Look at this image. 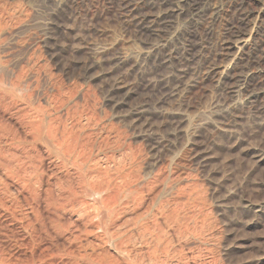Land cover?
<instances>
[{
  "label": "rangeland",
  "instance_id": "374dc122",
  "mask_svg": "<svg viewBox=\"0 0 264 264\" xmlns=\"http://www.w3.org/2000/svg\"><path fill=\"white\" fill-rule=\"evenodd\" d=\"M208 1L204 16L190 23L179 0L180 10L169 17L173 28L159 37L141 29V16L155 13L142 0H0V71L16 78L28 101L22 109L9 105L0 121L23 134L22 121L38 107L59 129L82 131L91 162L111 160L126 174L117 184H128L138 198L121 215L149 226L129 246L131 256L156 245L159 264H264V109L259 99L222 92L216 78L224 67L231 73L252 67L250 32L264 17V0ZM240 3L248 11L241 25L248 41L220 51ZM188 30L193 49L185 56L180 44ZM2 182L0 264L117 257L107 246L95 247L91 233L63 242L68 232L55 234L54 223L62 221L55 212ZM154 220L167 234L166 252L152 240Z\"/></svg>",
  "mask_w": 264,
  "mask_h": 264
},
{
  "label": "bare ground",
  "instance_id": "6f19581e",
  "mask_svg": "<svg viewBox=\"0 0 264 264\" xmlns=\"http://www.w3.org/2000/svg\"><path fill=\"white\" fill-rule=\"evenodd\" d=\"M132 1L133 0H131V2ZM142 1L144 4V10L155 13L151 17L147 15L141 16V20L139 19L141 29L147 30L150 33H156L159 37H164L166 31H168L167 29H170L169 27L173 26L170 22V14L180 10L179 6H177L179 5V0L175 2L176 4L174 3L175 5L172 4L173 0ZM180 4L181 7H185L188 11L190 23L195 22L196 19L204 16L209 7L208 0H180ZM172 5L177 9L175 8L171 10ZM239 7V17L237 16V20H233L234 22L230 23L228 28H225L226 30L219 40L220 51H228L233 47L239 46L238 44H246L248 41V39H245L246 36L244 35V31L241 29V25L248 17V11L244 10L245 8L242 3L239 4ZM161 11L163 13H161ZM258 21L257 26L255 25L256 22L254 24L255 30L250 32V35H252L251 40L253 39V45H251L253 46V48L251 47L253 52L251 53V56L248 58L246 57V60L248 59L250 61L249 63L252 64V67L248 68L246 71H243V69L234 71L233 73H231L232 70H227V67H224V71L219 70L216 72V78L220 87L218 88L221 89L222 92L227 94H237L249 103L259 99L260 102L258 104L262 106L261 109H264V66H262L264 65V17L262 19H258ZM172 28L173 27H171V29ZM261 28L263 30L258 32ZM190 31L191 30H188L184 32V34L181 32L183 34V38H181L182 41L180 45L185 56H189L193 49ZM143 37H145V35ZM150 37L151 36H149V38ZM250 41L248 42L249 45ZM158 48L159 46H155L154 50ZM124 59H126V57H124ZM189 59L191 60V57ZM215 65L213 63L208 67L211 72H215ZM127 67L129 66L127 65ZM173 84L174 83H172V85ZM188 85L190 84L188 83ZM226 100H228L227 95L223 98V102H226ZM24 103L28 104V101L24 90L19 85V82L16 78L6 77L0 71V113L7 112L8 108H10L9 105L11 104H15L12 105L13 107L18 104L22 109ZM19 106L17 107L19 108ZM30 110L32 114L31 117L28 118L26 115L28 120L26 119L27 121H25V123L22 121V131H24L23 134L17 131L13 126L0 121V147L2 146L6 148H0V177L5 183L3 184L2 182V184L5 186H13V188L18 192L20 198H25L36 205H43L47 209H51L55 212L58 219L61 218L62 220L54 223L56 231L55 234L59 237L61 236V232H68V237H63V235L62 237H59L63 242H68V244L74 243V240H79V233H91L95 235V238H97L96 243L94 244L95 247H98L99 245L107 246L109 250L117 256L115 258L114 256L105 253L89 257L88 259L91 258L94 261L92 262L90 259L88 260L89 262L91 261L95 264L161 263L160 259L156 255L155 249L159 247H156L155 244H160L166 252L168 243H166V237L164 236L166 232L163 230V227H161L162 224H160L158 220H154L155 225H152L155 232L157 231V233L152 237V240L155 243L153 244L155 246H153L152 249L138 253V256L130 255V251L128 249L129 246H133L135 239L141 241L144 236L142 235L143 232L141 233L142 228L147 230L149 226L147 224L139 225L138 223L141 219H139L138 216L128 218L121 215L123 214L122 209L126 208L129 204H132L131 206H133V204L137 202L138 198L136 190L128 186V184H125L122 187H119V184H117V182H124L126 174H122V172L120 173L117 169L114 170L115 167L111 168V165H108V162L111 160H108V162L106 161L107 163H103L99 161L100 159L96 160L94 158L96 161L93 160L94 162H91L92 160H90L89 157L84 156L83 151L87 146V142L82 131L73 132L71 129H59L58 124L48 119L43 113V110L41 111L38 107L30 108ZM18 111L19 109H17V112ZM24 115L25 114L21 116L24 117ZM19 123L21 122H18V124ZM19 126H21V124ZM47 163L53 165V171L50 173H47L48 168L46 169L45 165ZM63 174L68 175L62 176ZM82 234L83 233H81V235ZM137 243L139 242L137 241ZM69 252L72 253L71 251Z\"/></svg>",
  "mask_w": 264,
  "mask_h": 264
}]
</instances>
